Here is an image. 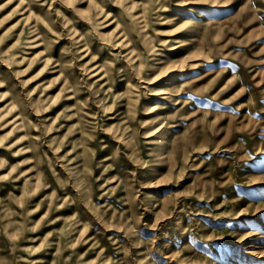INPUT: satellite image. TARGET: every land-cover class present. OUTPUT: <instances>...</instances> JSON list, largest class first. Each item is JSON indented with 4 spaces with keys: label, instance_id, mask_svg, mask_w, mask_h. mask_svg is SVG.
Instances as JSON below:
<instances>
[{
    "label": "rangeland",
    "instance_id": "rangeland-1",
    "mask_svg": "<svg viewBox=\"0 0 264 264\" xmlns=\"http://www.w3.org/2000/svg\"><path fill=\"white\" fill-rule=\"evenodd\" d=\"M0 264H264V0H0Z\"/></svg>",
    "mask_w": 264,
    "mask_h": 264
}]
</instances>
